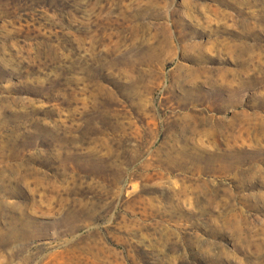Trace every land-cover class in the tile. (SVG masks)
Returning <instances> with one entry per match:
<instances>
[{
	"label": "rangeland",
	"instance_id": "obj_1",
	"mask_svg": "<svg viewBox=\"0 0 264 264\" xmlns=\"http://www.w3.org/2000/svg\"><path fill=\"white\" fill-rule=\"evenodd\" d=\"M0 264H264V0H0Z\"/></svg>",
	"mask_w": 264,
	"mask_h": 264
}]
</instances>
